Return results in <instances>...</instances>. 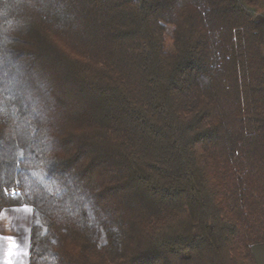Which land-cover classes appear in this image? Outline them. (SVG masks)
Here are the masks:
<instances>
[{"label":"trees","instance_id":"obj_1","mask_svg":"<svg viewBox=\"0 0 264 264\" xmlns=\"http://www.w3.org/2000/svg\"><path fill=\"white\" fill-rule=\"evenodd\" d=\"M28 264H256L263 0H0V211Z\"/></svg>","mask_w":264,"mask_h":264},{"label":"crops","instance_id":"obj_2","mask_svg":"<svg viewBox=\"0 0 264 264\" xmlns=\"http://www.w3.org/2000/svg\"><path fill=\"white\" fill-rule=\"evenodd\" d=\"M11 235L12 230H0V264H28L29 233L21 234L18 244ZM251 251L256 264H264V243L252 245Z\"/></svg>","mask_w":264,"mask_h":264},{"label":"rangeland","instance_id":"obj_3","mask_svg":"<svg viewBox=\"0 0 264 264\" xmlns=\"http://www.w3.org/2000/svg\"><path fill=\"white\" fill-rule=\"evenodd\" d=\"M264 2V0H263ZM32 220V209L28 205L12 206L0 211V230H12L11 242H21V234H28Z\"/></svg>","mask_w":264,"mask_h":264}]
</instances>
